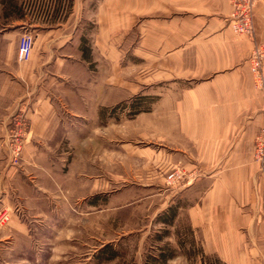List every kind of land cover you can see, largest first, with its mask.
Listing matches in <instances>:
<instances>
[{"label": "rangeland", "instance_id": "rangeland-1", "mask_svg": "<svg viewBox=\"0 0 264 264\" xmlns=\"http://www.w3.org/2000/svg\"><path fill=\"white\" fill-rule=\"evenodd\" d=\"M126 1L118 0L122 12ZM97 2L84 4L91 11ZM19 4L23 25L14 23L18 14L7 20L0 6V30H34L30 0ZM59 4L57 18L76 7L73 0L36 6L51 19ZM133 9L134 32L128 37L121 28L119 51L108 39L96 50L90 20L68 24L66 34L84 28L74 43L84 41L89 52L69 48L57 58L59 41L43 51L40 39L33 57L20 62L26 93L0 95V264H145L163 246L176 253L168 264H202L199 243L177 220L184 188L197 177L165 116L173 84L158 61L146 62L139 44L148 14L140 0ZM254 27L256 33L255 19ZM171 208L175 222L167 225L162 216ZM105 248L112 259L102 256Z\"/></svg>", "mask_w": 264, "mask_h": 264}, {"label": "crops", "instance_id": "crops-1", "mask_svg": "<svg viewBox=\"0 0 264 264\" xmlns=\"http://www.w3.org/2000/svg\"><path fill=\"white\" fill-rule=\"evenodd\" d=\"M38 1L30 0L33 51L41 39L43 51L59 41L57 58L69 48L86 55L85 38L74 43L77 34L84 37V28H73L68 34L64 29L83 20L94 25L96 50L104 48L108 39L111 48L119 51L121 28L128 37L134 32L133 0L126 1L124 12L118 0H98L91 11L85 0H73L76 7L64 19L57 18L64 6L53 8L49 19L47 8H37ZM0 6L7 20L18 14L12 17L14 23L23 25L26 13L19 0H0ZM140 9L148 17L141 21L139 46L146 62L158 61L173 84L170 96H165L170 99L164 105L165 116H170L171 129L184 141L190 176L197 177L184 188L186 199L179 205L177 220L187 222L194 242L199 243L202 264H209L208 259L218 264H264V220L259 215L264 175L252 160L254 140L264 126V90L256 87L247 62L253 41L233 33L226 20L230 0H140ZM254 19L264 44V0H257ZM54 22L61 28H53ZM3 30L0 95L25 94V70L13 51L21 34Z\"/></svg>", "mask_w": 264, "mask_h": 264}, {"label": "built area", "instance_id": "built-area-1", "mask_svg": "<svg viewBox=\"0 0 264 264\" xmlns=\"http://www.w3.org/2000/svg\"><path fill=\"white\" fill-rule=\"evenodd\" d=\"M255 0H230L231 12L227 16L232 31L236 35H248L253 41V50L248 58L251 74L258 89L264 90V45L258 42L254 27ZM18 56L20 62H27L33 56L35 45L31 32L22 34L18 40ZM254 140L253 161L259 165V170L264 175V126L258 131ZM179 174V173H178ZM179 177L181 175L179 174ZM260 217L264 220V198Z\"/></svg>", "mask_w": 264, "mask_h": 264}, {"label": "trees", "instance_id": "trees-1", "mask_svg": "<svg viewBox=\"0 0 264 264\" xmlns=\"http://www.w3.org/2000/svg\"><path fill=\"white\" fill-rule=\"evenodd\" d=\"M176 213H177L176 209L171 208L167 214L162 216L163 221H165L167 225L173 224L175 222L174 219H175ZM158 250H159V253L156 255L152 254L151 256H149L145 264H168V261L172 259L174 256H176L175 251L171 248H166L163 246L162 248H159ZM112 251H113L112 249L105 248V250L102 251V256L106 255L112 259L114 257Z\"/></svg>", "mask_w": 264, "mask_h": 264}]
</instances>
